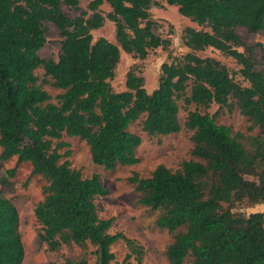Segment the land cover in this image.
<instances>
[{
  "label": "trees",
  "instance_id": "trees-1",
  "mask_svg": "<svg viewBox=\"0 0 264 264\" xmlns=\"http://www.w3.org/2000/svg\"><path fill=\"white\" fill-rule=\"evenodd\" d=\"M165 1L202 28H185L183 43L190 51L164 62L158 86L149 92L135 67L126 74V90L114 91L111 80L122 51L145 59L153 49H169L171 40L155 32L152 0H90V12L74 18L63 6L80 9L81 0H0V159L30 162L31 176L46 180L35 207L41 240L53 251L82 249L78 258L61 264H111L116 257L111 248L119 240L143 264L141 247L121 232L112 233L114 218L100 215L96 200L110 190L100 174L86 177L72 167L64 136L84 140L93 161L108 170L135 165L142 137L131 124L144 118L143 130L150 136L177 133L183 128L181 102L195 105L184 123L193 132L191 158L178 169L160 164L148 177H129L139 204L158 211L156 226L172 236L167 260L264 264V212L234 211L236 204H264V74L236 32L237 26L252 33L264 30V0ZM104 4L111 7L107 15L100 9ZM106 18L116 24L117 42L94 40L93 30ZM44 21L55 23L63 37L57 61L39 55L46 41ZM208 48L232 57L245 83L221 60L196 53ZM39 67L62 90L56 102L38 83ZM213 104L237 108L249 119V129L259 132L247 136L219 124L209 112ZM24 258L18 209L0 193V264H23Z\"/></svg>",
  "mask_w": 264,
  "mask_h": 264
},
{
  "label": "rangeland",
  "instance_id": "rangeland-1",
  "mask_svg": "<svg viewBox=\"0 0 264 264\" xmlns=\"http://www.w3.org/2000/svg\"><path fill=\"white\" fill-rule=\"evenodd\" d=\"M89 2L90 0H81L80 9L64 5L63 10L71 18H74L83 10L90 12ZM100 9L105 15L111 11L108 4L102 5ZM151 12L157 21L155 32L164 38H169L171 45L167 50L161 47L151 50L145 59L122 51L115 77L111 80L114 91L126 90V74L132 67H135L145 77L146 89L152 92L158 86L162 64L171 62L174 57H182L190 51L183 43L185 28L188 26L202 28L192 18L182 15L176 5H169L165 0H152ZM43 28L46 41L39 50V55L45 60L57 61L61 54L63 39L61 31L51 21H44ZM236 32L251 47L255 67L264 74V30L252 33L245 26H237ZM92 33L94 40L106 37L117 42L116 24L109 18H106L101 28L93 30ZM239 50L244 51L245 48L240 47ZM196 53L202 57H214L221 60L237 80L244 82L239 73L241 66L232 57L214 48L196 51ZM36 74L39 77L38 83L50 93L51 101L56 102V96L62 90L51 84L52 78L51 76L46 77L43 67L37 68ZM180 106V120L183 128L177 133L150 136L143 130L144 118L131 124L130 130L142 137V144L137 150L139 162L135 165H120L115 170H108L93 161L90 146L84 140L78 137L64 136V140L70 144L72 150V154L67 157L70 159L72 167L80 169L86 177L95 173L100 174L105 186L110 190L108 195L96 200L100 215L104 218H114L110 230L112 233L121 232L127 238L132 239L137 247H141L143 264H170L165 251L172 241V236L166 229L156 226L158 211H152L139 204L140 194L130 183L129 177L134 173H138L141 177H148L160 164L178 169L185 160L191 158L193 132L186 129L184 123L189 110L195 109V105L186 106L181 102ZM209 112L215 116L219 124L230 126L234 133L250 136L259 132L258 129L253 131L249 129V119L242 115L237 108L230 111L226 107L219 108L217 104H213L209 108ZM65 151L66 148L62 150L63 153ZM15 167H17L16 172L12 176L10 171ZM31 172L30 162L17 164L16 157L9 161L0 159V193L11 199L20 215V232L25 246L23 264H61L66 258H78L82 253V249L78 246H63L59 250L53 251L41 240L42 227L35 216V207L43 199V186L46 184V180L40 176H31ZM249 178L253 179L251 176ZM224 206L227 204L224 203ZM262 210L264 211V204L254 206L236 204L234 206V211L246 215ZM93 249L94 247L90 246V250ZM111 249L116 256L111 264H138L136 254L126 241H117ZM128 253H132V256L125 262ZM91 262H95V256L91 257ZM186 264H190V262Z\"/></svg>",
  "mask_w": 264,
  "mask_h": 264
},
{
  "label": "crops",
  "instance_id": "crops-1",
  "mask_svg": "<svg viewBox=\"0 0 264 264\" xmlns=\"http://www.w3.org/2000/svg\"><path fill=\"white\" fill-rule=\"evenodd\" d=\"M257 212V211H256ZM261 212H264L263 210Z\"/></svg>",
  "mask_w": 264,
  "mask_h": 264
}]
</instances>
